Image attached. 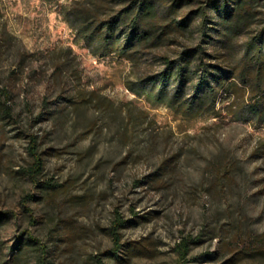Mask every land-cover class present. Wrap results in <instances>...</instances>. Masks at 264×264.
Here are the masks:
<instances>
[{"label": "rangeland", "instance_id": "obj_1", "mask_svg": "<svg viewBox=\"0 0 264 264\" xmlns=\"http://www.w3.org/2000/svg\"><path fill=\"white\" fill-rule=\"evenodd\" d=\"M85 1L0 0V264H178L186 237L194 244L183 264H264V123L226 111L223 91L219 117L186 118L135 95L128 83L159 73L161 57L197 34L167 35L138 67L98 57L66 20ZM168 1L193 27L223 3ZM254 12L248 35L264 0ZM34 140L38 184L27 175ZM118 214L127 224L115 254Z\"/></svg>", "mask_w": 264, "mask_h": 264}, {"label": "trees", "instance_id": "obj_2", "mask_svg": "<svg viewBox=\"0 0 264 264\" xmlns=\"http://www.w3.org/2000/svg\"><path fill=\"white\" fill-rule=\"evenodd\" d=\"M256 1L210 3L197 15L200 21L196 27L190 18L176 21V2L170 4L168 0H131L117 11H108L106 0H86L76 3L67 12L66 20L76 38L93 55H117L134 67L141 65L146 50L162 48L168 40L167 35H175L176 31L197 34L194 44L184 48L177 57H161L164 68L159 73H140L136 80L128 83V89L153 104H164L186 118L206 114L221 116L218 105L223 91L231 99L226 111L234 114V109L239 107L235 117L263 124L264 19L253 35L245 31L255 13ZM3 36L14 40L6 29ZM241 99L244 105L239 103ZM33 143V164L27 175L38 184L41 183L39 177L44 170V161L38 151V141ZM126 224L123 216L118 214L110 228L115 254L123 248L120 230ZM192 244L194 241L186 237L177 245L178 264L186 261ZM99 264L104 263L100 260Z\"/></svg>", "mask_w": 264, "mask_h": 264}]
</instances>
